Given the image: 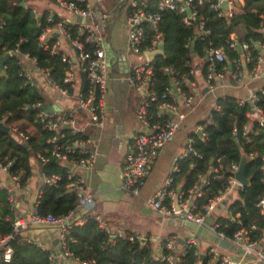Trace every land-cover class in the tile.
<instances>
[{
    "label": "built area",
    "instance_id": "obj_1",
    "mask_svg": "<svg viewBox=\"0 0 264 264\" xmlns=\"http://www.w3.org/2000/svg\"><path fill=\"white\" fill-rule=\"evenodd\" d=\"M25 1L23 0L24 3ZM53 1L60 11H67L73 18L66 19L54 10L46 11V25L40 33L38 41L50 56L59 57L64 68L62 82L66 87H61L50 76L47 68L38 67L36 58H31L28 53L20 54L18 44L4 53L0 52V55L8 54L10 57H20L19 64L23 65L19 72V76L23 79L22 86H34L47 89V91L54 88L61 96H75L77 98L78 108L73 111L64 110L59 105L46 104L41 101L24 106V109L39 110L35 121L40 130L47 134L45 138L47 148L44 151H37L35 153L36 159L41 165L54 160L66 168L63 175L42 173L43 186L59 188L63 183L67 192L74 195L77 203L72 210L63 215L42 214L39 211L43 192L42 186L27 215L12 220V233L0 236V259L5 262L10 260L12 254V247L8 244L10 241L35 244L40 249L45 250L41 243L23 238L21 234L28 225H48L58 229V252L57 254L51 252V264H66L70 259L78 261L79 264H95L94 260L81 261L74 257L67 242V233L72 225H81L89 217L93 218L98 223L99 228L109 236V245H113L116 239H126L131 242L146 239L137 232L124 231L123 229L111 230L99 215L76 216L79 209L89 208L94 202L87 189V177L98 156V147L94 140L79 127L77 110H82L86 114L91 125L98 128L104 127L105 94L110 79L108 67L111 66L109 61L111 47L104 36L103 25L112 18L116 9L121 7L126 9L127 81L131 89L140 93V100L135 110L136 128L124 154L120 188L127 193L137 195L161 150L171 140L188 112H191L196 105V94L194 93L197 86L196 81L194 78H188L185 75L180 78L176 77L173 68L168 63L162 64L161 69L163 73L170 76L171 87H165L161 95H158L153 89L154 71L152 59L147 57V53L155 51L163 42L162 33L159 29L161 13L165 10L181 14L186 12L187 15L183 17V21L186 24L197 21V31L199 37H202L207 35L209 31L204 28L205 20L203 16L198 15L196 6L203 5L208 0H157L155 11H149L147 5L140 0H116L115 8L109 11L92 8L89 0ZM239 1L241 0H215L211 7L218 11L219 15L232 17L235 13L240 12L238 10ZM224 3H226V9L223 7ZM32 12L36 16L40 14L34 9ZM2 25L3 22L0 20V27ZM72 27L77 33L72 32ZM148 28L152 31L149 38ZM236 41L231 35L229 47L234 51H237ZM241 47L244 51L248 49L249 45L241 44ZM255 48L263 49L264 41L256 42ZM205 59L208 64L204 81L209 88H213L218 81L224 79L227 71L225 65L217 67L216 63H223L227 61V58L222 48H215L207 51ZM228 62L233 68L229 71L230 77L238 79L242 71L240 56L234 57ZM80 73L83 81L81 88L76 86L75 77ZM193 74L194 69L191 68L189 75ZM251 74L254 77L260 75L258 63L252 67ZM257 91L264 94V89L253 90L247 99L236 100L239 106H243L247 102L253 105L246 114L247 121L241 127V136L246 142L250 141L248 135L251 133V127L248 124L250 118L255 117L261 126L264 124L263 111L256 105L258 102ZM42 105H49L52 108L58 106V109L47 112L42 109ZM7 116H11V113L2 118ZM6 126L9 128V132L21 141L25 142L28 139V135L20 130L15 123ZM198 130L204 136L203 127L199 126ZM233 133H237L236 127L233 129ZM195 144V139L189 138L187 153L184 157L190 154L199 156L194 147ZM11 165L10 160L0 163V189L8 191V201L12 209L15 204L16 191L25 188L30 177L23 180L22 172L13 173L9 170ZM238 166L239 164L236 163L230 166L232 174L228 177L224 190L213 199L203 203H199L197 198L203 195L202 186L208 183L206 175L198 174L196 180L183 190H177L176 186L173 185L172 174L167 177L164 185L147 201L148 205L164 217L183 218L197 225H206L205 221L210 219L206 226L217 240L208 244L206 250L200 251L201 243L195 234L184 238L182 244L176 236L157 238L159 246L151 253L154 260L165 261L168 264H180L181 258L193 251V254L200 260L199 264L202 263L203 259L206 260V264H264V231L260 237L255 238L253 231H256L257 228L254 225L247 228L239 222V228L231 236H227L225 231L219 229L218 220L221 217L214 215V211L223 206V201L231 191L236 190L239 193L244 187L234 177ZM262 169L264 170V165ZM177 170L178 166L172 173ZM212 171L216 173L218 168H214ZM202 177L205 178L201 183L200 178ZM6 179H10V186L6 183ZM256 207L260 214L264 215V191L258 197ZM223 208L225 207L223 206ZM227 217H229V212ZM220 239L228 241L236 250H242L243 254L238 255L236 252L219 247L218 240Z\"/></svg>",
    "mask_w": 264,
    "mask_h": 264
},
{
    "label": "trees",
    "instance_id": "obj_2",
    "mask_svg": "<svg viewBox=\"0 0 264 264\" xmlns=\"http://www.w3.org/2000/svg\"><path fill=\"white\" fill-rule=\"evenodd\" d=\"M23 0H0V52L18 44L20 54L28 53L31 58H36L38 67L47 68L50 76L61 86L64 76V68L59 57L50 56L38 41V37L46 25L47 12H43L41 21L29 7L21 5ZM157 0H151L147 4L149 11H155ZM243 11L237 12L232 17L219 15L212 6L215 0H208L203 5L196 6L199 16H203L204 28L209 31L205 36L199 37L197 21L186 24L184 13L165 10L161 13L159 29L164 42V52H172L173 58L168 63L174 70L176 77L189 75L191 68H195L194 57L202 59L201 72L206 73V53L209 49L222 48L226 56L223 63L217 62L216 66H226L228 60L240 56L237 51L229 47L231 35L241 44H248V49L243 51L248 69L256 64L259 50L255 48L256 42L264 41V0H243ZM250 8L249 12H244ZM148 27V24H146ZM77 33L75 28H71ZM148 30V38L152 31ZM193 42L192 50L191 44ZM19 56H11L5 64V74H0V122L6 125L15 123L23 130L28 139L23 142L17 136L0 131V163L10 160L12 165L9 170L13 173L22 172L23 180L31 177L30 156L33 151H44L47 148L45 138L47 134L40 130L35 121L38 109L27 108L37 101H42L39 89L32 86H22L23 79L19 72L23 65L19 64ZM153 65V89L158 95L164 88L171 87L170 76L163 73L160 57L152 59ZM233 69V68H232ZM258 102L256 105L263 111L264 116V94L257 91ZM247 102L243 106L237 105L232 96H224L217 99L216 108L211 112V119L202 122L204 136L193 134L196 141L194 145L199 156L192 154L185 156L178 163V170L172 173L173 185L184 180L185 187H189L197 178L198 174L206 175L208 183L202 186L203 195L197 198L199 203L213 199L222 192L227 184L228 177L232 174L230 166L239 164L242 156L247 157L245 177L248 185L244 186L238 193V198L233 200L228 207L229 217H221L219 229L231 236L239 228V222L247 228L254 225L257 230L253 231L255 238L260 237L264 229V215L260 214L256 207L258 197L264 191V124L259 125L254 120L249 133L250 141L246 142L241 136V127L247 121V112L252 108ZM11 113V116L2 118ZM33 126L37 135H30L27 127ZM236 127L237 133H233ZM218 168V172L212 171ZM41 173L65 174L66 168L57 164L54 160L42 164ZM43 192L39 204L42 214L52 213L63 215L72 210L77 200L74 195L67 192L62 183L59 188L43 186ZM238 215V216H237ZM13 211L8 202V191L0 189V236L12 233ZM67 242L74 257L81 261L94 260L95 264H168L165 261H156L151 257L153 244L149 238L142 241H128L116 239L113 245H109V236L99 228L98 223L91 217L81 225H72L67 233ZM12 247L11 258L8 262L0 259V264H51L50 250H42L35 244L10 241ZM1 253V251H0ZM200 260L188 252L181 258L180 264H199ZM201 264H206L203 259Z\"/></svg>",
    "mask_w": 264,
    "mask_h": 264
},
{
    "label": "crops",
    "instance_id": "obj_3",
    "mask_svg": "<svg viewBox=\"0 0 264 264\" xmlns=\"http://www.w3.org/2000/svg\"><path fill=\"white\" fill-rule=\"evenodd\" d=\"M28 1L31 0H26L25 3L22 1L21 5L23 3L22 6L34 9L40 13L38 16L43 12L54 10L55 12H59L66 19L73 18L72 15L65 10L60 11L58 9V11H56L55 8L38 10L37 8H32L28 5ZM140 1L144 2L146 5L151 2V0ZM89 4L94 9L109 11L115 8L116 0H89ZM243 4V0L238 2V10L240 12L243 11ZM250 10L251 9L248 8L245 9L244 12H249ZM126 15L127 11L124 7L116 9L112 18L103 25L104 36L111 47V56L109 59L111 62L109 70L110 79L108 82L110 93L109 101L105 108L104 127L98 129V127L90 123H81L80 118L82 113H77L81 128L94 140L99 151L95 163L87 177V189L91 193L94 202L89 208L79 209L76 212V216L99 215L113 231L123 229L124 231L140 233L145 238H149L152 241L153 251H155L159 246L156 240L157 238L176 236L182 244L181 241L194 232V230L184 226L180 218L164 217L160 215L148 205L147 201L164 185L167 177L172 174V171L178 166L179 161L184 158V155L187 153L188 140L198 131V127L202 126V121L192 122V130L188 132V135L181 132L175 141L173 138L164 146L150 174L145 180L141 192L137 195H133L120 188L124 154L131 141L132 133L136 128L135 110L140 100L139 92L128 87L122 78L117 80L115 76V72L119 70L118 67H116L119 61V52L122 51L124 53L125 57H123L122 60L126 63V69L128 65V58L125 54L127 43ZM261 31L264 33V26ZM233 38L236 39V36L233 35ZM65 50L68 52L67 48H65ZM242 54H239L242 61V71L239 78L233 79L230 77L229 71L232 70V68L228 62V70L224 75V79L218 81L213 88L207 86L204 81V75L201 72L204 60L198 59L197 57L193 58L196 64L193 77L197 86L194 90L196 94V105L191 111L192 113L195 112L198 106H201V104L207 101H211L215 106L214 108H216L217 99L220 97L232 96L236 100L247 99L251 91L264 89V48L259 49V56L256 61L260 67V75L258 77H254L251 74V69L247 68L246 58ZM172 58V52H164L160 57V61L162 64H167ZM75 77L76 86L81 88L83 86L81 73ZM254 79H260L263 83L260 86L257 84L250 85ZM51 103L59 105L54 101L46 102V104ZM60 108H62V106H60ZM191 112H188L186 118ZM211 112L208 114L207 120L203 122L209 121ZM255 119V117L250 118L248 123L250 127ZM186 122V128L190 127L191 124L187 125ZM26 130L30 135L35 136L37 133V130L33 126H28ZM34 130L36 131L35 134L33 132ZM31 164L32 161L30 159V165ZM40 167L39 173L41 174ZM31 171L32 175L28 185L16 191L15 204L11 209L13 211V220L19 216L27 215L37 193L43 186L42 181L40 183L38 180V170L31 167ZM204 178L205 177L200 178L201 183ZM6 183L10 186V179H6ZM35 188L37 192L32 194ZM185 188L184 180L177 183V190H183ZM237 198L238 192L233 197L229 194L225 199H228V204H230ZM228 204L227 206L223 204L225 208L221 206L216 209L214 215L216 216V212L220 213L224 210L225 214L217 217H226L228 215ZM202 227L210 232L206 225ZM57 234L58 229L54 226L28 225L22 230L21 235L23 238L41 243L45 250H50L52 252L55 246L53 242L58 239ZM196 236L201 243V247L199 248L200 251H204L202 250L203 245H208L213 242V240L206 235ZM66 264L79 263L74 259H70Z\"/></svg>",
    "mask_w": 264,
    "mask_h": 264
},
{
    "label": "rangeland",
    "instance_id": "obj_4",
    "mask_svg": "<svg viewBox=\"0 0 264 264\" xmlns=\"http://www.w3.org/2000/svg\"><path fill=\"white\" fill-rule=\"evenodd\" d=\"M28 5L31 6L32 8H37L38 10L48 9V8H55L56 11H58V7H57L56 3L53 0H31V1H28ZM123 57H125L124 53L122 51L119 52V61H118L117 65H116V67H118L119 70L115 72V76H116L117 80L122 78L124 80V83L129 87L128 81H127L128 74H127V70L125 68V64L126 63H125L124 60H122ZM108 70H110L109 67H108ZM262 83L263 82L260 79H254L251 82L250 85L257 84V85L260 86ZM39 93H40L42 101L44 103L50 102V101H54V102H57L60 106H62V108L64 110H68V111H73V110L78 108V100H77V98L75 96H71V97L60 96V93L54 88H51L48 92H47V89L40 88L39 89ZM109 93H110V88H109V83H108L107 84V91H106V94H105L106 104H108V101H109ZM214 107L215 106H214V104L211 101H209V102L207 101L204 104H201V106H198L197 109L195 110V112H193V113L191 112L187 116V118H185V120L181 122L179 128L174 132L171 140L174 138V141H175L179 137V134L181 132H183L185 135L186 134L188 135V132H191V130H192V128H191V126L193 125L192 122H197V121H202L203 122V121L207 120L208 114L214 109ZM78 112L82 113V116L80 118L81 123H83V124L86 123V122L89 123V119L84 114V112L82 110H78L77 113ZM185 122H186L187 125L191 124L190 127L186 128ZM78 125H79V127H81L79 121H78ZM33 132H34V134L36 133L35 130ZM98 151H99V149H98ZM30 159L32 161L31 167H33L36 170H38V180L41 183V181H42V173L41 174L39 173L40 162L36 159L35 153L33 151L31 152ZM142 189L143 188H141L139 192H141ZM36 192H37V190L35 188L34 191L32 192V194H34ZM236 193H237L236 190H233V191H231L230 196L233 197V196H235ZM228 203H229L228 199H225L223 201V204L226 205V206H227ZM224 214H225L224 210L222 212H220V213L216 212V216H223ZM207 248H208V245H203L202 246V250H206ZM244 260L246 261L247 259H244Z\"/></svg>",
    "mask_w": 264,
    "mask_h": 264
},
{
    "label": "water",
    "instance_id": "obj_5",
    "mask_svg": "<svg viewBox=\"0 0 264 264\" xmlns=\"http://www.w3.org/2000/svg\"><path fill=\"white\" fill-rule=\"evenodd\" d=\"M22 5H23V3H22ZM223 7H224V9H226V3L223 4ZM37 21H38V23L41 21V16L37 17ZM54 36H56V34H54ZM192 46H193V42L191 44V50L193 49ZM236 47H237V52L239 54H242L243 50L241 47V43L239 41H236ZM164 50H165L164 42H161L155 51L147 53V57L149 59H153L154 57H159V56L163 55ZM9 57L10 56L8 54L0 55V74H5V69H4L5 67L4 66H5L6 62L8 61ZM42 109L46 110L47 112H52L53 109L57 110L58 106H55L54 108H52L49 105H42ZM0 131L4 132V133H9V128L3 122H0ZM196 133L200 137L202 136V132L200 130H198ZM247 160L248 159L246 156H242L240 159V162H239L238 169L234 173V177H235L236 181L243 186L248 185V182H249L248 179L245 177V168H246ZM180 221L184 226L194 230V232L192 234H196V235H200V236L206 235L208 238H210L213 241L217 240V238L214 236V234L208 232L205 228L202 227V225H197V224H195L189 220L183 219V218H180ZM209 222H210V219H207L205 221V224L208 225ZM183 240L181 242H183ZM144 241L145 240L143 239L142 242H144ZM57 243H58V239H56L53 242V244L55 246H54V249L52 250V253L57 254V252H58ZM218 245H219V247H221L223 249H227L228 251L236 252V254H238V255L243 254L242 250H236L234 246H232L228 241H226L224 239L218 240Z\"/></svg>",
    "mask_w": 264,
    "mask_h": 264
}]
</instances>
